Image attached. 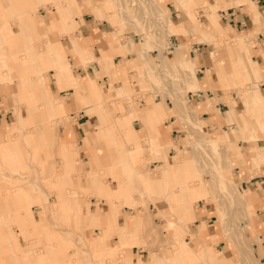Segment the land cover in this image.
<instances>
[{
	"label": "crops",
	"instance_id": "crops-1",
	"mask_svg": "<svg viewBox=\"0 0 264 264\" xmlns=\"http://www.w3.org/2000/svg\"><path fill=\"white\" fill-rule=\"evenodd\" d=\"M46 2L50 3L45 6L47 10L41 7L38 11L36 5ZM24 3L26 4L23 5ZM20 4L10 5L7 9L8 17L15 16L16 18L17 31L10 26L7 18L0 22V67L6 65L9 69H16L11 74L18 73L21 78L25 76L28 78L43 70L44 66L38 58L48 59L50 66L48 71L53 79V90L49 87L48 90L50 94H58L62 97V99L59 97L60 100L65 101L58 103L53 110L65 114L68 104L73 107L81 106L75 118L77 125L71 123L60 131L61 134L67 133L68 137L74 140L76 135H80L78 145L74 144L77 153L82 149L84 162L87 164L89 162L90 174L99 169L98 153L104 148L105 141L104 127L106 125L104 122H110V116H116L120 122L123 113L108 115L101 110L102 108H96V97L85 75L94 77L98 74L100 76L97 81L102 80L103 82L107 79L103 71L107 70L112 78L123 79L126 77L124 71L127 67L141 65L139 74L140 76L144 74L142 80L149 81L146 74L149 73L155 78L152 71H155L158 77L162 75V72L168 76L175 70L184 71V74H180V77H183L180 83L172 81L169 77L164 81L160 79L158 85L153 84L154 88L157 86L162 88L157 93L158 98H154L152 103L149 98L143 100L141 109L132 107L126 115L128 118L138 120L143 135H146L145 139L148 138L152 142L160 139L163 144H167V147L170 141H174L171 138L173 127H176L174 119L176 118L181 125L185 120L194 118V123L190 127H187V123L183 124L186 125L185 130L190 135L191 149L181 154L178 153L179 159L173 163L172 169L174 172L179 166L189 164L208 173L210 179L202 181L203 188L199 190L197 187L183 186L180 195L174 201L168 202L169 213H174L176 208L190 203V199L197 201L210 198L208 189L213 188L218 194L214 202L224 204L230 214L224 221L226 227L216 225L217 220H214L215 228L212 230L208 229L206 220L200 217L204 212L202 207L198 210L194 209L190 215L181 220L185 227H188L185 222L187 219L192 222L196 221L194 232L189 231L192 235L190 248L194 250V255L203 264H264V162L262 160L264 159V144L259 145L257 142L258 139H264V32H258L263 23L260 15L264 16V0H20ZM195 4L202 5L201 9L206 16L203 22L198 18L193 22L190 20L189 13L193 11ZM221 6L225 7L219 10L224 24H221L217 18V9ZM61 13L65 14L63 21ZM103 17H107L110 24ZM125 26L132 29V36L138 35L136 41H133L127 34L124 39L120 40V31ZM5 29H11V34L7 37L3 33ZM217 29L220 30L222 37L229 33L234 36L235 40L243 41L246 48L243 51H233L231 54L228 47L221 46L218 51L219 55L215 54V59L211 60L210 55L212 54L209 53L210 49L207 45L215 43L216 38L214 37L219 35ZM59 30L68 31L71 35L63 37L65 45L56 38ZM255 33L260 41L251 45L246 38ZM167 35L169 42L165 38ZM34 39L42 40L40 48L35 44ZM8 45L12 52L19 51L22 55L25 54L26 60L12 61L10 51L7 50ZM34 46L36 49L33 48ZM166 47L171 48V55L164 52ZM66 51H70L68 52L69 62L74 64L73 72L78 74L79 78L75 79L74 75L70 74V80L63 79L58 73L59 63H63L66 59ZM85 52L88 58L100 59L101 63L91 60L86 65H82L81 62H85L86 58ZM112 53H117L114 58H117L119 54L129 55L112 60ZM229 57L233 58L232 61H229ZM221 61L226 65L225 69L234 71L242 69L244 72L246 70L248 77L251 78V83L246 87L247 92L242 93V99L237 97L230 104H227L229 99L227 100L224 90L231 89L230 84L232 83L225 75ZM24 63L27 68L24 67ZM64 70L66 73L72 72L69 64L65 65ZM212 73L214 75H211ZM186 74L192 77L185 76ZM9 79L13 78L0 79V138L10 133V129L7 130V128L11 126L15 118L13 111L15 105L13 106L11 101V98H15V93ZM29 82L28 80L26 83V89L30 88ZM64 84H67L68 88H64ZM236 84L239 85L240 82L237 81ZM116 86L121 91L126 90L124 83ZM110 87L114 85H109L107 89ZM217 89L222 90V94L217 93L215 91ZM194 90L197 91L196 101L188 104L185 95L186 93L194 94ZM100 91L105 93L103 89ZM36 94V101L38 105H41L44 93L36 91ZM116 95L117 91L110 100L117 98ZM166 96L169 98L170 105L164 99ZM84 102L89 103L86 110L90 115L84 112ZM239 103L242 104L241 107ZM112 107L115 109L117 105ZM221 107L224 111L220 110ZM179 112L184 113L178 115L182 114ZM203 114H206L212 127L208 135H205L202 129L203 118H205V116L202 118ZM95 115L99 118V123L92 126V122L97 121ZM171 117L174 118L171 119ZM86 122L91 126L88 127ZM130 125L132 127L126 137L129 141L130 139H134V142L139 141V135L132 122ZM222 126L229 127L230 133L223 130ZM115 127L117 128L118 125L115 124ZM98 138L102 139L101 142L97 140ZM61 139L64 137L61 136ZM83 139L93 141L86 143ZM237 141L245 142V147ZM221 143L232 145L229 154L223 148L221 153L217 151V146ZM128 146L129 144L125 142L121 146L125 152L122 160V176L125 177L126 188L128 190L135 188L149 198L153 195L151 185H156L157 176L162 175L163 169L158 166L156 170H150V174L153 173L154 177L150 179L148 187L144 169L132 156L130 146ZM169 149L173 150L172 154L175 153L173 148ZM161 159L159 164L164 166L163 155ZM234 165H237L239 169L233 170ZM81 169V172H84L82 167ZM134 169L136 172L133 171ZM235 172L238 174L240 185L232 179ZM4 176L12 179L15 177L14 174L11 176L9 173H4ZM88 178L93 183L95 182L94 175ZM94 185L96 186L97 183L95 182ZM52 210L61 211L62 216L67 218L66 221L70 222V219L75 218L73 224L81 230H85V221L100 218L101 215H104L105 219L109 218L108 213L116 217L111 210L107 209L105 211L102 209L103 213L95 210L82 215L83 212L74 200L55 202L52 204ZM134 212L129 211L126 219L123 215L120 223L124 229L128 230L127 233L131 232L135 235L136 231L143 230L151 223L152 214L147 210L135 223L129 218ZM207 213H211L209 216L213 218H216V215L221 217L219 212L212 211V209ZM39 218L40 216H35L36 220ZM25 223L22 224L23 228H27ZM76 223H79V226ZM106 224L110 225V233L115 237V243L110 248V253H113L121 243H127L128 236L123 235L117 229L118 223L107 222ZM106 224H104L105 230L103 228L101 231L103 236L107 235ZM32 228L34 231L42 229L41 227ZM2 232L14 233L12 228L7 227L3 228ZM226 236L229 239L227 242ZM175 237L176 235L171 236L172 239ZM7 239L8 246L5 244L4 247V244L0 243V250H15L13 258H20V264H28L31 254L26 257L29 253L26 244L21 243L20 239L14 235L8 236ZM218 242L225 243L228 254L223 252L222 255H218L221 249L214 247ZM55 246L56 244L50 243L44 245V248L51 249ZM101 249L104 250V246ZM187 249L188 247L178 253L180 257L176 255L171 258L167 256V250H162L161 253L156 250L148 262L142 261L137 255L134 264H143V262L144 264H190L193 262L192 257L181 258V254H186ZM54 254L56 253L51 251L50 256L47 252L40 253L35 256L33 262L61 264V261L51 262L50 257L54 258ZM95 256L93 250L90 259L93 260Z\"/></svg>",
	"mask_w": 264,
	"mask_h": 264
},
{
	"label": "rangeland",
	"instance_id": "rangeland-1",
	"mask_svg": "<svg viewBox=\"0 0 264 264\" xmlns=\"http://www.w3.org/2000/svg\"><path fill=\"white\" fill-rule=\"evenodd\" d=\"M25 4L26 3L23 5ZM47 4L50 3L37 4L36 8H38V11L41 7L47 10L45 8ZM10 5H21L20 0H0V22L7 18L10 26L17 31L15 16L9 18L7 14V9ZM201 7L202 5H194L193 11L189 13L191 22L197 18L202 22L205 20L204 18H206V16ZM220 9H225V7L221 6L217 9V18L221 24H224L221 19ZM60 16L63 21L65 14L61 13ZM260 17L263 23L258 32L263 33L264 16L260 15ZM103 18L108 22L107 17ZM217 30L219 31V35L213 36L216 38L215 43L207 45L210 49L209 53L212 54L210 55L211 60L215 59V54L219 55L218 51L221 46L228 47L231 54L233 51H243L246 48L243 41L235 40L234 36L229 33H227L225 37H222L220 35V30ZM131 31V28L125 26L120 31V40L124 39L125 34H127L133 41H136L138 35L132 36ZM3 33L6 37L9 36L11 34V29H5ZM65 35L71 36L68 31L64 32L63 30H59L56 33V38L64 45L65 40L63 37ZM165 38L167 41L169 40L168 35L165 36ZM246 40L251 45L260 41L257 39L256 33L247 37ZM34 41L40 48L42 40L34 39ZM204 46L206 47V45ZM236 47L237 49H235ZM33 48L36 49L35 46ZM170 49V47H166L164 52L171 55ZM7 50L10 51L12 61L26 60L25 54L22 55L19 51L12 52L9 45ZM68 52L70 51H66V59H64L63 63H59L58 73L63 79L70 80V74H73L75 79L79 78L78 74L73 72L74 64L69 62ZM35 53H37L36 50ZM115 55H117V53L111 54L112 60L128 56L129 54H119L117 58H114ZM232 59L229 57V61H232ZM38 60H40L44 66L43 70L30 75L28 78L26 76L21 78V75L18 73L11 74V72L16 69H9L5 64V66L0 67V79L13 78L12 80L9 79V81L11 80L10 85L13 87L12 90L15 93V98H11L13 106L15 105L14 109L12 106L15 112V118L11 126L7 128V130L10 129V133L4 138H0V197L2 196L0 199V243L4 244L3 246L5 247V244L6 246L9 244L7 239L8 236L14 235V237H18L20 242L27 246L29 253L26 257L31 254V259L28 264H36L33 260L35 256L40 253L47 252L50 256V251L56 253L54 254V258L50 257L51 262L61 261V264H134L137 255L142 261L148 262L153 256L152 253L156 250L160 253L162 250H167V256L171 258L176 257V255L179 256L180 254L178 253H181L183 251L182 249L187 247V253L181 254V258L192 257L193 262L190 264H203V262L194 255V250L190 248L192 244V235L189 231L194 232L196 221L192 222V220L187 219L185 222L188 224V227H185L181 220L184 219L185 216L190 215L194 209L198 210L202 207L204 212L201 213L200 217L206 220L208 229L212 230L215 228L214 220H217L215 223L216 225L226 227L224 226V221L227 219V215L230 214L229 210L224 204H217L214 202L218 194L213 188L208 189L210 198L206 200L195 201L190 199V203L183 207L176 208L174 213H169L168 210V202L174 201L175 198L180 195L183 186H193L197 187L199 190L203 188L201 186L202 181L210 179L208 173L204 172L199 167H192L189 164L179 166L174 172L172 169L173 163L179 159L178 153L181 154L187 149H191V145L189 144L190 135L185 130L184 126L186 125L183 124L187 123V127H190V125L194 123V118L185 120L181 125H179V121L176 118L174 119L176 120V127H173L171 138L176 142L170 141V145L167 147V144H163L160 139H155L153 142L148 138L145 139L146 135H143L138 120L130 117L128 118L126 115L132 107L141 109L143 100L145 101L149 98V101L152 103L154 102V98H158L157 93L162 88H160V86L154 88L153 84L158 85L160 79L164 81L169 77H171L172 81L180 83L183 78L180 77V74H184V71L180 72L179 70H175L173 74L168 76L162 72L160 77L156 76L155 71H152L154 72L152 75H155V78L149 73L146 74V78L152 83L147 79L142 80L144 74H141V76L139 74L142 68L141 65L127 67L124 71L126 77L123 79L120 77L112 78L107 70L103 71V74L107 77L103 82L102 80L97 81L100 76L98 74H95L94 77L85 75L88 79V85L91 86L93 94L96 97V108H102L101 110L108 115L123 113L120 122L116 116H110V122H104V125H106L104 127V148L100 149L98 153L100 160L98 168L100 170L97 169L95 173L90 174L91 168L89 162L88 164L84 162L82 149L77 153L76 145H78L80 135H76V139L74 140L68 137L67 133L61 134L65 126L71 123L77 125L75 118L81 106L73 107L68 104L65 114H60L53 110L54 107L58 106V103H64L65 101L60 100L62 97L58 96V94H50L48 90V87L53 90V79L50 75V71H48L50 69L48 59L38 58ZM84 60L85 62H81L82 65H86L91 60L101 63L100 59L88 58L87 53ZM25 63L24 67L27 68ZM221 63L223 64V61H221ZM68 64L72 72L66 73L64 67ZM225 66L226 65L223 64L224 73L232 83L230 84L231 89L224 90L227 100L229 99L227 104H230L237 97L242 99V93L247 92L246 87L251 83V78L248 77V72H246V70L245 72L242 69H236V71H234L232 69H225ZM211 75H214V73ZM185 76L192 77L189 76V74ZM28 80L30 81V88L26 89ZM237 81L240 82L239 85L236 84ZM106 82L108 84H106ZM120 83L126 85L125 91L119 90L118 86H116ZM66 85L67 84H64L63 87L68 88ZM109 85H114V87L107 89ZM100 89L105 90V93L101 92ZM36 91L44 93V100L41 105H38V101H36ZM116 91L117 98L110 100ZM215 91L222 94V90L220 89ZM193 93L192 95L189 93L185 95L188 104L196 101L195 93H197V91L194 90ZM232 95L233 97H231ZM161 96L163 97L164 95ZM230 98L232 99L230 100ZM164 99L166 103L170 105L169 98L166 96ZM241 103H239V107H241ZM83 105H85L84 112L90 115L86 110L89 103L84 102ZM116 105L117 108L114 109L112 106ZM223 109V107L220 108L221 111H224ZM225 109H227V107ZM20 110H22V112H20ZM179 113L182 114L178 115H183L184 112ZM204 116L205 118H203ZM173 118L174 117H171V119ZM202 118L204 120L203 132L205 135H208L212 127L210 126L206 114H203ZM131 119L133 120L131 121ZM195 119L198 118L195 117ZM130 122H132L134 129L139 135V141L134 142V139H130L129 141L126 137L128 131L132 127ZM97 123H99L98 117L97 121L92 122L91 125L94 126ZM86 124L88 127L91 126L88 122H86ZM115 124L118 125L117 128ZM146 128L148 129V127ZM222 129L230 133L229 127L222 126ZM61 136L64 137V139H61ZM176 139H178V141ZM97 140L101 142L102 139L98 138ZM84 141L89 143L93 140L85 139ZM94 142H96V140H94ZM123 142L129 144L130 153L138 160L140 167L144 169L148 187L151 182L150 179L154 177L153 173L150 174V170L154 171L158 166L163 169L162 175L157 176L156 185H151V192L153 195H150L149 198L135 188H131V190L126 188L124 183L125 177L122 176V160L125 154L123 148H121ZM257 142L259 145H262L264 144V139H258ZM237 143L245 147V142L237 141ZM59 148H61V150ZM66 148H68L66 151L62 150ZM169 148H173L175 153L172 154L173 150ZM222 148L229 154L232 145L230 143H221L217 146V151L221 153ZM162 155L165 161L164 166L159 164L162 161ZM76 157H78L77 160ZM262 160L264 162V159ZM79 165H81L84 172H81L82 169ZM232 169L237 170L239 168L237 165H234ZM4 173H9L11 176L14 174L15 177L13 179L8 178L4 176ZM91 175H94V181L97 183L96 186L94 185L95 182L93 183V181L88 178V176ZM237 175V172H235L232 175V179L240 185ZM65 200H74L83 212L82 215H86L88 212H94L95 210H99L103 213V210L105 211L107 209L108 211L111 210L116 217L108 213L109 218L105 219L103 218L104 215H101L100 218L85 221V230H81L73 224V219L75 218L70 219V222L66 221L67 218L65 219V217L62 216L61 211L52 210L53 203H60ZM211 209L212 211L219 212L221 217L217 215L216 218L210 217L209 215L211 213L209 214L207 211ZM147 210L152 214L151 223L143 230L136 231L135 235L131 234V232L127 233L126 231L128 230L124 229L120 223V221H122V216L124 215V219H126L129 215V211H135L129 218L136 223L140 216ZM35 216H40V218L36 220ZM242 220L243 219H241V221ZM23 222H26L25 226H27V228L22 227ZM107 222L118 223L119 226L117 229L121 231L123 235L128 236L127 243H121L116 247L113 253H110V248H112V244L115 243V237L111 235L110 225L106 224ZM169 222H171V225H169ZM104 224H106L107 227L106 236H103L101 233L103 228L105 230ZM76 225L79 226V223H76ZM5 227L12 228L14 233H3L2 231ZM32 227H41L42 229L41 231H34ZM169 227H172V229H169ZM175 235V239H172L171 236ZM225 238L227 242L229 240L227 239L228 236ZM39 239L41 240L39 241ZM50 243L56 244V246L51 249L44 248V245H49ZM103 246L104 250L101 249ZM225 246V243L222 242H218L214 245V247L221 249L218 255H222L223 252L224 254L229 253ZM106 247L109 249H105ZM165 247L168 248L165 249ZM96 249L100 251L98 252ZM93 250L96 256L91 260L90 257L91 253L93 254ZM17 252L18 251H16V253ZM14 254L15 250H0V264H20V258H13Z\"/></svg>",
	"mask_w": 264,
	"mask_h": 264
},
{
	"label": "bare ground",
	"instance_id": "bare-ground-1",
	"mask_svg": "<svg viewBox=\"0 0 264 264\" xmlns=\"http://www.w3.org/2000/svg\"><path fill=\"white\" fill-rule=\"evenodd\" d=\"M133 171L136 172L135 169H134ZM134 172H133V173H134ZM134 175H135V174H134Z\"/></svg>",
	"mask_w": 264,
	"mask_h": 264
}]
</instances>
